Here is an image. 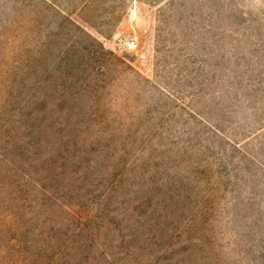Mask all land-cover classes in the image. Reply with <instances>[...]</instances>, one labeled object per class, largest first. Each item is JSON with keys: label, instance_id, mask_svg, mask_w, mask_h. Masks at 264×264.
Segmentation results:
<instances>
[{"label": "rangeland", "instance_id": "obj_1", "mask_svg": "<svg viewBox=\"0 0 264 264\" xmlns=\"http://www.w3.org/2000/svg\"><path fill=\"white\" fill-rule=\"evenodd\" d=\"M100 43L113 53L106 66L79 58L88 69L74 79L57 68L85 47L103 53ZM55 89L83 97L70 140L81 151L65 153L96 160L106 183L89 177L95 195L113 186V231L99 241L117 264H264V0H0V264L22 207L32 223L65 220L48 182L34 196L42 207L5 199L36 138L11 129L14 100ZM40 103L39 125L72 107ZM18 142L27 160L9 147ZM6 160L17 171L8 178ZM78 193L92 215L93 192Z\"/></svg>", "mask_w": 264, "mask_h": 264}, {"label": "trees", "instance_id": "obj_2", "mask_svg": "<svg viewBox=\"0 0 264 264\" xmlns=\"http://www.w3.org/2000/svg\"><path fill=\"white\" fill-rule=\"evenodd\" d=\"M100 49L103 53H99L98 50H94L93 48L85 47V52L74 55L69 62L64 63L61 60L57 68H62L63 72L67 69L65 72L68 74L64 76L74 79V74L77 69L80 72L88 69L87 65L89 63L84 64V62L78 60L79 58L83 61L87 59V62H92L94 65L97 63L100 66L99 68L104 67L106 65H103L100 60L109 61V59H106V56L107 54L112 55L113 53L109 50H104L101 43ZM61 63H64L63 67ZM19 86L18 84L17 88H20ZM251 86L254 85L250 84ZM48 87L54 86L51 85ZM29 88L33 90L31 85ZM70 88H74V83L70 84ZM19 92L23 94L21 91ZM56 92L59 93L57 90ZM64 93L66 92L50 95L49 91H45L44 97L39 100V97L31 92L21 96L18 94L20 99L18 98V101L17 99L16 101L14 100L18 111L14 114L13 118L9 115L11 118L10 122L12 123L11 129L14 130L15 128V130H18L20 128H26L32 130L30 135L36 136V138L32 139L35 141L28 142L34 148L31 150L34 159L28 161L30 169L28 172H22V182L12 179L10 181L11 183H8L10 190L5 199L9 205L14 201L21 206L35 204L42 207V198H40L41 203L39 204V201L34 196L38 194L37 187H39V182H48L51 185L43 184L47 188H43L44 193L59 202L57 205L60 206V211L64 214L65 220L60 225L53 224L49 227L45 226V220L40 223H32V217L26 218L29 209L22 207L23 210L20 209L22 214L19 219L21 221L18 220L14 223L17 232L15 234L11 233L9 229L11 226L4 232L6 239L3 245V254L5 256H3V263L1 264H117L116 262L118 260L103 249L102 243L105 244V241L103 242L101 239L99 241V234L103 231L107 235L110 230L113 231V228L111 229L110 227V221L115 215L105 204L108 198H110L112 191H114L112 190L113 186L108 187L104 193H97L95 195L94 191L97 188L92 189L93 184H90L92 180L89 177L95 174L98 176L99 174L100 179L97 180L95 178L93 182L97 180L96 183L101 188L106 183L104 181V175L99 170L97 172L92 170L96 168V160L94 159V168L93 160L86 159L83 155L81 157H75L74 154L68 155L65 153L71 151V149L72 152L77 150L78 152L81 151L78 148L77 142H70V140L72 139L71 135H73L74 125L81 126V122L85 118V113L76 110V108L83 109L81 107L83 98L81 95H74L72 92ZM56 98L62 104L69 103L72 107L66 113L56 114L53 110L49 111L51 118L46 122L42 119V123L39 125L38 119H40L42 111L41 113L36 112L38 105L41 104V101L46 104L54 103L57 100ZM52 107L58 112L56 105H52ZM36 126L37 129H35ZM34 129L37 130V135H34ZM9 147L11 149L16 147L23 160L25 158L27 160V155L21 146V142L17 144L13 143ZM6 162L7 168L3 167V177L8 178L15 175L17 171L12 168L10 160H6ZM115 178L109 179L111 184L116 181ZM101 188L97 191H100ZM79 190L85 193L93 192L92 200L96 201L97 204L91 209L94 211L91 212L92 215L83 213V209L79 204L84 202V195L79 194ZM18 192L23 193V196L19 198L17 196ZM59 193L63 198H69L71 194L74 196L78 194L76 198L78 201L74 203L75 205L71 203V205L66 204L56 195ZM76 206L80 207L81 210H76ZM32 212L31 216L39 217L38 212L34 210ZM125 238L123 236L122 240ZM188 258L189 256L182 258L183 264H190L188 263ZM137 264L149 263H146V261H138Z\"/></svg>", "mask_w": 264, "mask_h": 264}, {"label": "built area", "instance_id": "obj_3", "mask_svg": "<svg viewBox=\"0 0 264 264\" xmlns=\"http://www.w3.org/2000/svg\"><path fill=\"white\" fill-rule=\"evenodd\" d=\"M125 47L130 49V48H133L135 46V41L134 40H129V41H126L124 43Z\"/></svg>", "mask_w": 264, "mask_h": 264}]
</instances>
